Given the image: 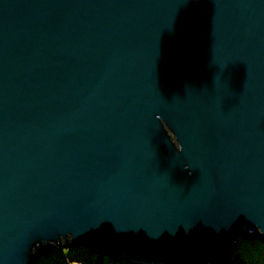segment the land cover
Wrapping results in <instances>:
<instances>
[{
	"label": "water",
	"instance_id": "1",
	"mask_svg": "<svg viewBox=\"0 0 264 264\" xmlns=\"http://www.w3.org/2000/svg\"><path fill=\"white\" fill-rule=\"evenodd\" d=\"M257 231L264 0H0V264H221Z\"/></svg>",
	"mask_w": 264,
	"mask_h": 264
},
{
	"label": "rangeland",
	"instance_id": "2",
	"mask_svg": "<svg viewBox=\"0 0 264 264\" xmlns=\"http://www.w3.org/2000/svg\"><path fill=\"white\" fill-rule=\"evenodd\" d=\"M230 245L229 256L232 253L237 260L233 259L229 264H264V239L260 231L250 236L244 234L233 238ZM49 246L48 251L42 247L35 264H116L109 262V257L101 263L99 251L85 241L81 245L75 242L66 245L65 239H62L60 245L51 243Z\"/></svg>",
	"mask_w": 264,
	"mask_h": 264
},
{
	"label": "bare ground",
	"instance_id": "3",
	"mask_svg": "<svg viewBox=\"0 0 264 264\" xmlns=\"http://www.w3.org/2000/svg\"><path fill=\"white\" fill-rule=\"evenodd\" d=\"M129 260L128 258L126 257H123V261L125 260ZM237 260L236 258H234V255H232V253L230 254V256L228 257V259L226 261H223L221 264H229V261H232V260Z\"/></svg>",
	"mask_w": 264,
	"mask_h": 264
}]
</instances>
